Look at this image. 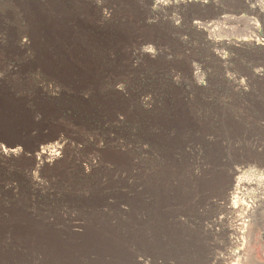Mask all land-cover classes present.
Masks as SVG:
<instances>
[{
    "label": "rangeland",
    "instance_id": "374dc122",
    "mask_svg": "<svg viewBox=\"0 0 264 264\" xmlns=\"http://www.w3.org/2000/svg\"><path fill=\"white\" fill-rule=\"evenodd\" d=\"M22 3L0 0V96L23 99L31 113L25 131L0 130V152L6 144H15L22 151L14 157H0L1 215L7 219L3 210L17 205L34 217L53 222L56 232L82 234L89 213L108 216L110 222L122 219L121 213H129L125 203L134 194L125 187L134 176L122 175L124 185L113 167L101 158V153L114 145L117 149L131 146L121 136L129 126L121 118L107 125L106 117L93 120L82 115L77 107L80 101L91 100V91L63 82L37 65L36 53L25 37L28 25ZM81 3L89 7L94 27L130 29L133 37L123 49L127 68L139 73L165 64L168 74L159 84L161 94L150 87L138 91L133 83L112 77L103 79L98 95L105 100L112 91L124 99L133 96L142 109L156 113L165 112L163 103L170 102V91L177 89L197 124L196 130L179 134L185 151L190 153L185 172L218 175L214 186L202 191L193 183L183 186L182 195L188 200L170 203V211L182 224L179 227L186 230L184 244L172 249L175 247L165 238L160 250L145 257L143 252L137 255L138 264H264V0ZM10 30L17 33L15 42L21 55L5 50L10 45ZM86 38L79 36L80 40ZM182 64L185 71L173 68ZM197 71L198 76L192 80L191 73ZM50 110L54 115L46 114ZM149 131L156 133L157 129L151 127ZM173 131L171 127L165 133L174 136ZM222 145L228 148L220 153V160H210L213 147ZM54 151L58 153L56 161L40 156ZM131 153L142 162L145 174L166 178L168 189L177 185L171 176L156 174L163 167L160 152L146 140L131 146ZM134 181L135 189L142 191L145 181ZM139 197L144 203L150 200L148 195ZM94 200L97 206H93ZM244 214L246 227L240 228ZM75 243L66 240L57 244ZM41 245L8 231L0 235V246L9 251Z\"/></svg>",
    "mask_w": 264,
    "mask_h": 264
},
{
    "label": "bare ground",
    "instance_id": "6f19581e",
    "mask_svg": "<svg viewBox=\"0 0 264 264\" xmlns=\"http://www.w3.org/2000/svg\"><path fill=\"white\" fill-rule=\"evenodd\" d=\"M81 1L83 0H23L22 11L28 25L25 29V37L36 53L37 65L63 82L91 91L90 101H80L77 107L79 112L87 118L93 117V120H99L101 116L106 117L107 125L119 122L120 118L128 123L129 127L121 134L124 139L130 141L128 145L131 143L134 147L140 139L146 140L153 149L160 152L159 159L163 167L156 174L171 176L178 183L170 189L166 188V178H156L154 174L143 172L142 162L131 153V146L117 149L114 145L112 149H106L101 153V158L113 167L117 178H121L124 185L122 175L134 176L132 179H139V182L145 181L142 191L135 189L137 183L134 180L125 187L134 194L125 203L129 213H121L122 219L116 222H110L108 216L89 213L81 227L82 234L59 233L53 229V222L34 217L17 205H10L3 210L7 219H3L0 210V235L8 231L15 237L26 241L33 240L42 245L27 248L21 252L5 250L0 246L1 262L138 264L137 255L140 256L143 252L142 257H145L151 251L160 250L166 243L165 238L167 243H172L175 247L172 249H177L184 244L186 230L179 227L182 224L177 222L175 213L169 208L172 200L175 202L188 200L187 195H182L183 186L189 187L193 183L196 189L202 191L214 186L217 181L216 173L197 175V173L193 174L194 172L189 173L190 170L185 172L190 153L185 151L184 142L179 134L185 130H196L197 124L187 111L182 93L177 89L170 91L171 101L163 103L165 112L161 110L156 113L142 109L137 102L139 99L133 100V96L124 99L120 93L112 91L108 93L105 100L98 95V88L103 79L112 77L133 83L138 91L143 87H150L155 94H161L159 84L167 79L168 74L164 72L165 64L152 66L154 70H142L139 73H134L132 69L127 68V65L123 64V49L133 37L130 29L107 31V29L94 27L90 21L89 7L82 5ZM84 33L87 34L84 35ZM16 35L15 30L8 32L10 45L5 47V50L11 51L12 55L15 52L21 55L19 52L21 49L15 42ZM90 35L91 39L88 40ZM79 36L87 38L80 40ZM99 49L103 51V54ZM1 56L3 55L0 54ZM181 66L177 68L174 65L173 68L176 71L179 69L185 71L186 66L183 64ZM191 74L194 80L198 76V71ZM175 81L179 83L180 79L177 77ZM194 98L202 100L198 96ZM24 105L25 101L21 98L0 96V130H26L31 120V113ZM98 106H101L100 115L97 112ZM46 114L54 115L52 110ZM110 117L112 121H109ZM151 127H155L157 132L150 133ZM171 127L174 128L173 132L176 135L167 136L165 132ZM67 133L79 136L78 132L68 131ZM224 148L227 149L228 146H214L209 159L220 160V153ZM56 151L52 152L53 154L43 152L40 156L56 161L58 154L55 153ZM21 153L20 147L15 144H6L1 147L0 157H14ZM37 164L43 165V163ZM233 178H236L235 175ZM239 179H234L237 184L240 182ZM141 194L148 195L149 202L144 203L139 197ZM92 204L97 206L98 202L94 200ZM138 215L140 217H137ZM51 216L55 217L56 213H52ZM243 219L245 214L243 218H240L238 224L240 228L246 227V221ZM66 240H74L76 243L57 244ZM184 264L187 263L184 262Z\"/></svg>",
    "mask_w": 264,
    "mask_h": 264
}]
</instances>
